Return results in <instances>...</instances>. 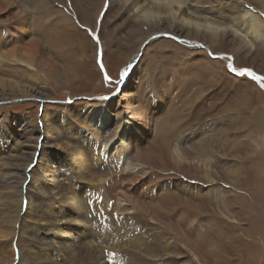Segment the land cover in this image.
<instances>
[{
	"label": "rangeland",
	"instance_id": "1",
	"mask_svg": "<svg viewBox=\"0 0 264 264\" xmlns=\"http://www.w3.org/2000/svg\"><path fill=\"white\" fill-rule=\"evenodd\" d=\"M43 1L0 0V47L9 42L11 48H25L34 40L53 66L45 75L36 63L33 70L14 61L0 63V264H34L39 253L54 263L69 264L53 245L64 242L53 236L52 225L69 217L62 197L76 193L80 185L63 176L64 155L56 150L46 157L45 169L55 175L50 188L32 174L43 126L46 119L52 125L54 116L69 118L51 127L59 133L54 149L66 137L71 120L82 131V120L71 117L72 109L105 100L127 85L126 98L150 117L144 146L169 144L168 149L157 146V157L150 161L154 170L144 178L145 186L136 189L137 194L148 189L142 193L145 209L156 218L138 217L137 225L130 227L138 238L128 233L92 239V254L85 253V241L72 236L78 263L264 264V86L252 76L234 75L224 60L230 58L233 72L251 70L264 77V39L241 36L249 32V13L264 22V0H180L186 2L190 19L242 33L219 39L199 34L192 46L173 35L178 34L173 32L176 26L163 25L167 32L148 37L143 36L146 29L135 31L138 13L132 10L133 0H84L85 7H79L83 18L73 12L69 0H45L46 6ZM133 59L137 66L131 78L124 79ZM39 134L42 138L34 148ZM179 139L183 161L201 171L186 165L178 169V162L168 160L167 151L174 150ZM30 152L36 162L24 180V171L18 170ZM8 156L16 157L12 168ZM11 169L21 182V198L13 188L7 189L13 196L1 193ZM82 187L85 198H99L97 186ZM28 206L31 210L25 214ZM66 226L73 231L72 225ZM7 234L8 239H2ZM142 246L152 248L155 256Z\"/></svg>",
	"mask_w": 264,
	"mask_h": 264
},
{
	"label": "bare ground",
	"instance_id": "2",
	"mask_svg": "<svg viewBox=\"0 0 264 264\" xmlns=\"http://www.w3.org/2000/svg\"><path fill=\"white\" fill-rule=\"evenodd\" d=\"M139 2L142 3L139 5ZM43 3L46 6L47 3L45 0L43 1ZM69 3L73 12H75L79 18H83V16H85H81L79 11V7H85L84 0H69ZM145 4L148 5L146 6ZM186 7H188L186 2L180 0H133L132 10L133 12L138 13V20L136 22V28L134 30L141 31L142 29H146L147 32L145 31L146 33H144L143 36L148 37L158 32H167L162 28L163 25H168L170 26V28L176 26L179 29H173V32H176L178 34L173 35L178 39H181L182 41H186V43H189V45L191 46L193 44V41L199 39V34H203L205 36L209 35L211 38L213 37L216 39H219L220 37L228 34H242L240 32V29H233L230 28V26L215 23L213 21L204 20L200 23L199 21L190 19L189 17H187L190 16V14L187 13L188 10H186ZM246 14H248V11ZM249 14V32L241 36L246 37V39L248 35L264 39V22L262 20H259L256 14ZM88 20L90 21V19ZM170 32L168 30V33ZM181 33H185L186 35L181 36ZM5 41L7 42V40ZM17 43L21 42L18 41ZM1 44L5 43L2 42ZM10 44L13 43L8 42L6 44V47H0V63L14 61V63L16 62L22 64V66L27 70H33L32 64L36 63L41 67V71H43L45 75L50 73L49 69L53 66L51 65V62L49 61V58L45 55V53L39 52L38 43L36 41L32 40V42H30L25 48H22L16 44V46L11 48ZM163 46L164 45L160 47ZM14 56H17L21 59L17 61ZM226 58H224V60H226L227 64H229L230 58ZM6 59H8V61ZM10 62L9 64H11ZM136 66L137 63L135 62V59L130 61L129 67L126 71L123 72V78L126 79V77H128V79H130ZM228 69H230L231 71L235 70L233 67ZM250 76L253 77V75L251 74ZM257 81H259V84H261V86H264V80ZM127 86H123L124 88H120L109 97H105V100L92 101V103H87L81 109H72L74 115H71V117L79 118L82 120V131L79 130L80 127H78L77 124L73 120H71L69 123L70 127L68 124H66L68 125L66 137H63L61 144L59 146L56 144V147L54 146V149L53 143L57 142L59 133H56L55 131L53 132V125L57 123H66V120L69 121V118L65 119V117L54 116V120L51 122L52 125H50V123L48 124L46 119L45 126H43L44 135L42 136L39 134L38 137L34 139L35 142L33 147L35 148L37 142L40 141V138L43 137V139L40 141L41 149H38L39 153L37 155V163H35L36 166L32 171V174L36 173L38 174V176H40V183L44 181L49 187L50 182L53 181V176L55 177V175H53L54 171L52 169L49 170L48 168L45 169V167L48 166L47 155L52 154L51 150H56L57 153L64 155L61 160H64L66 164L63 165L66 167L64 169L65 172L63 176L67 178L66 180H68L69 177L72 180L76 179L77 182H79L78 184L80 185L76 193H73V191L69 192L67 190L69 193H65L66 195L62 197V205L64 209L67 210V214L69 217H67L65 222L54 220V223L52 225L54 227L52 228L54 229L53 236H57L62 242H64H53V245H55L56 250L60 253L61 259L69 264H79L78 262L81 261L80 258H76L77 255L75 253V245L72 244L74 243V241L71 239L72 236L76 240L85 241V253L91 252L92 254V251L95 249V243L94 241H92V239H111L112 234L119 235V237L121 235L126 236L128 233H131L130 227L137 225L138 217H147L146 219L149 218L153 221L156 218L154 214L150 215V213L145 209V202L143 200L145 194L142 193H146L148 189H145L144 191L142 190L143 192L141 194H137L136 189L138 187L143 188L145 186L144 184H142L144 178L147 177L151 170H154V167L151 165L150 161L154 157H157L156 152L159 150L157 149V146L159 144H152L149 147L144 146V141L142 138L146 137V133L150 132V117L148 116L146 111L141 110L139 106H133V104L130 103L129 99L126 98L127 96H125V94ZM184 136L185 135H182V139L184 138ZM185 139L186 137L184 138V140ZM163 144L164 143H162V145H159L160 148L168 149L169 144L167 143L165 144V146H163ZM176 144L177 145H175L174 150H171L170 147V151H167V154H169L168 160L170 161L171 159L176 163H179L175 168L178 167V169H181L180 167L186 165L185 167H188V170L191 168L197 170L195 172L201 171L200 167L192 166V164H187L186 161H183V156L180 155V149L183 148L182 146H184L182 140L179 139ZM200 149L201 151H203L202 148ZM33 156L34 154L32 153L28 155L24 167H21L22 169L19 168L18 170V173L20 174H22L24 171V180L28 178V167L34 164L33 161H35V159L33 160ZM11 157L8 156L7 158V163L12 161L9 166L10 168L15 165L14 162L16 159V157H12V160ZM58 162L59 161H57V163ZM13 170L14 169H11L12 172L7 174V182L5 181L6 183H4V187H2L1 193L13 196L11 194L13 192H11V190H7L8 188H13L14 192H16L21 198V182L17 180V175L15 176ZM83 184L91 186V188L97 186V190L101 192L99 193V198L94 199L92 197V199H94V202L93 200L89 199L90 197L85 198V191H81V187ZM179 184L181 186H184L186 183ZM33 185L37 189V193L42 192L41 187H39L38 189L39 185ZM186 186L189 188L191 187L190 185L188 186V184H186ZM54 193L55 192H52V194ZM107 200H109L110 202H107ZM99 201H102V203ZM19 202L23 201L19 200ZM101 205L103 206L100 209ZM20 207L21 204H19V208ZM30 210L31 208L28 206L26 208L25 214H28ZM142 213L144 214L142 215ZM18 216L19 215L17 214L15 220H17ZM10 223H12L13 226L9 228L11 229V231H14L16 223L14 222V220ZM40 225H43L42 222ZM61 225H64L63 228H59V226ZM66 225H72L71 227L73 228V231H68V229H66L68 228V226ZM48 231L50 232V230ZM132 236L134 238L137 237L133 233L130 234L129 237ZM8 237L9 235L7 234L2 239H8ZM153 238L156 237L153 236ZM70 240H72V243L70 242ZM45 243H48V240H45ZM131 244L132 243H130L129 245ZM140 244L142 245V243ZM185 245L187 244L185 243ZM143 249H146L148 255L155 256V252L152 248L149 249L146 246L143 247ZM33 262L34 264H58L56 262L54 263L46 253H39L37 258L33 259Z\"/></svg>",
	"mask_w": 264,
	"mask_h": 264
},
{
	"label": "water",
	"instance_id": "3",
	"mask_svg": "<svg viewBox=\"0 0 264 264\" xmlns=\"http://www.w3.org/2000/svg\"><path fill=\"white\" fill-rule=\"evenodd\" d=\"M150 40H152V38L150 39ZM142 49H143V47L140 49V53L142 52ZM223 56V55H222ZM212 58H215V56H211ZM231 60H232V58H231ZM232 67V64H231V62L228 64V68H231ZM230 72H232L234 75H236V76H242V75H240V72H233V71H231L230 69H228ZM245 72V74L244 75H246V76H250V74H248V71H244ZM250 72L251 73H253L254 75H255V77H257V78H259V79H256V80H264V77H261V76H259V75H257V74H255L253 71H251L250 70ZM97 98V99H96ZM96 98H94V99H96V100H98V99H100L101 97H96Z\"/></svg>",
	"mask_w": 264,
	"mask_h": 264
},
{
	"label": "snow or ice",
	"instance_id": "4",
	"mask_svg": "<svg viewBox=\"0 0 264 264\" xmlns=\"http://www.w3.org/2000/svg\"><path fill=\"white\" fill-rule=\"evenodd\" d=\"M246 71H248V74L253 75V78H254V79H259V78L255 77V75H254L253 73H251L250 70H246ZM244 74H245L244 71L240 72V75H244Z\"/></svg>",
	"mask_w": 264,
	"mask_h": 264
}]
</instances>
